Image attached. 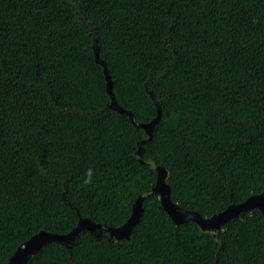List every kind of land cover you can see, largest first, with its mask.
<instances>
[{
    "label": "trees",
    "instance_id": "trees-1",
    "mask_svg": "<svg viewBox=\"0 0 264 264\" xmlns=\"http://www.w3.org/2000/svg\"><path fill=\"white\" fill-rule=\"evenodd\" d=\"M94 30L118 103L147 123L160 102L151 139L109 107ZM161 165L204 217L264 190V0H0V264L79 213L122 225ZM26 264H264V214L215 236L153 194L129 238L84 229Z\"/></svg>",
    "mask_w": 264,
    "mask_h": 264
},
{
    "label": "water",
    "instance_id": "water-1",
    "mask_svg": "<svg viewBox=\"0 0 264 264\" xmlns=\"http://www.w3.org/2000/svg\"><path fill=\"white\" fill-rule=\"evenodd\" d=\"M93 49L95 51V57L98 63L103 65L104 72L106 75L107 81V90L111 95V103L109 107H112L121 113L127 115L132 123L139 128H143L148 134L147 140L151 139L153 136V131L156 124L160 121L162 111L160 102L156 98L153 91H150V95L157 105L158 114L150 122H138L135 115L122 107L115 98V95L112 90V79L109 73L107 64L105 61L100 59L99 47H98V37L97 31L94 30L93 36ZM146 140H142L139 143L137 149L138 155L141 157V163H147L143 156V146L142 144ZM157 170V179L155 185L141 193L135 200L132 213L129 218L120 226L112 227L105 226L101 223L93 221L90 217H83L79 213V220L77 226L66 234H59L55 232H50L46 230H41L38 233L31 236L26 241L22 242L10 257L8 264H26L30 256L39 252L43 246L49 243H61L65 244L70 248L77 237V235L84 229L90 231L93 234H101L102 231H105L109 235V240L119 241L123 238H129L133 227L140 221L142 212H143V202L144 200L153 195L158 194L160 196L161 204L163 209L168 213V215L173 219L176 224H183L188 221L196 222L200 228L204 231H209L213 235H217L221 230L222 226L228 223L230 220L239 217L243 212L251 211L255 208H258L264 214V190L261 193L253 194L246 198L243 202L240 203H231L226 209L214 213L210 217H204L198 211L193 209H186L182 207L177 202H174L172 199V188L169 179V171L165 169L162 165L156 167ZM97 230L101 232L97 233Z\"/></svg>",
    "mask_w": 264,
    "mask_h": 264
},
{
    "label": "clouds",
    "instance_id": "clouds-1",
    "mask_svg": "<svg viewBox=\"0 0 264 264\" xmlns=\"http://www.w3.org/2000/svg\"><path fill=\"white\" fill-rule=\"evenodd\" d=\"M90 177H91V170H89L88 178L85 180V182H88V179H90Z\"/></svg>",
    "mask_w": 264,
    "mask_h": 264
}]
</instances>
